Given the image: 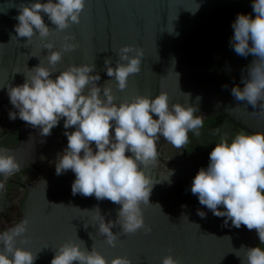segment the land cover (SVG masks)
Returning <instances> with one entry per match:
<instances>
[{
	"label": "water",
	"instance_id": "obj_1",
	"mask_svg": "<svg viewBox=\"0 0 264 264\" xmlns=\"http://www.w3.org/2000/svg\"><path fill=\"white\" fill-rule=\"evenodd\" d=\"M32 2L0 0V104L10 103L9 88L23 84L28 70L40 60L48 64V49H43L44 42L38 35L27 46L26 37H15L19 23L17 5ZM253 3L254 0H86L79 24L48 37L55 39L53 50H62L67 33L78 44L75 50L63 53L52 78L73 63L94 62L93 74L98 72L101 77L98 84L110 82L117 103L131 101L141 94L154 98L160 92L169 95L170 104L186 103L183 93H190L193 105L197 104V96L202 97L199 112L207 117H220L249 133L264 131V114L259 104L253 108L236 101L231 94L233 87H243L241 78L247 76L254 59L251 54L241 57L233 51L232 25L241 13L255 18ZM42 16L47 26L55 27L47 15ZM126 44L142 49L144 55L141 71L130 75L128 87L120 91L115 79L107 76L105 61L111 58L115 67L118 51ZM46 137L41 136L38 127L25 122L19 129L18 144L12 149H0L14 155L22 166L17 173H24L38 161ZM157 147L159 159L148 171L159 183L152 189L150 203L142 206L145 224L151 232L140 229L135 234L121 235L115 247L108 245L98 231L96 209L109 222L117 219L122 205L97 200L94 195H73L75 173L68 170L57 175L55 170L26 197L18 223L25 217L29 220L27 241L17 238V246L37 252L34 264H51L54 248L77 236L89 251L95 244L109 261L116 256H128L133 264H162L163 257L172 254L181 264H242L246 248L254 247L257 231L244 225L236 228L231 221L225 224L226 217L213 215L191 193L193 179L200 168H207L210 153L191 154L187 145L175 149L163 136ZM7 180L0 190V215L9 208ZM219 207L224 210L222 205ZM198 210L204 211L206 217L199 216ZM112 231L120 232V226Z\"/></svg>",
	"mask_w": 264,
	"mask_h": 264
},
{
	"label": "clouds",
	"instance_id": "obj_2",
	"mask_svg": "<svg viewBox=\"0 0 264 264\" xmlns=\"http://www.w3.org/2000/svg\"><path fill=\"white\" fill-rule=\"evenodd\" d=\"M17 7L19 23L15 26V37H26L27 46L38 35L44 42L43 49H48L45 56L48 64L40 60L28 70L23 84L9 88L10 103L18 109V112H10L9 118L15 120L18 115L33 128L38 127L45 137L51 135L61 118H66V130L75 127V131L64 133L68 144L63 154H58L56 174L68 170L75 173L73 195H94L97 200L107 199L122 205L117 219L109 222L99 208L96 209L98 231L108 245L115 247L121 235L135 234L140 229L151 232L145 224L142 206L150 203L152 189L159 183L148 171L159 159L157 141L163 136L175 149H183L189 143L190 132L199 137L204 119L196 113H199L202 97L197 96V104L193 105L191 94L182 92L187 102L170 104L169 95L160 92L154 98L141 94L131 101L117 103L111 83L98 84L101 77L98 72L93 74L94 62L73 63L53 79L52 75L58 71L55 66L62 60L63 53L75 50L78 44L72 42L75 37L67 33L62 50H53L55 39L48 37L79 24L86 0H47L46 3L34 0ZM252 7L255 18L241 13L232 25L234 34L230 45L233 51L241 57L251 54L254 59L248 66L247 76L241 78L243 87H233L231 94L236 101L253 108L259 104L264 114V0H254ZM42 13L54 28L46 25ZM143 55L142 49L126 44L118 51L115 67L111 58L106 59L107 76L115 79L118 90H125L130 75L141 71ZM219 132L220 129H216V134ZM8 153L0 149V176L3 177L0 190L5 187L3 181L22 167L14 155ZM209 160L207 168H200L194 177L191 193L197 195L199 203L213 215L226 217L225 224L231 221L236 228L244 225L248 230L255 229L260 244L264 245V131L239 132L231 142L227 134L220 135ZM171 175L170 171L169 182ZM197 214L206 217L204 211L198 210ZM28 224L25 217L14 227L0 232V244H3L0 264H34L37 252L17 246V238L27 241ZM117 225L121 231L113 232ZM54 249L51 264H133L128 256H116L109 261L95 244L89 251L78 236ZM246 249L242 264H264V247ZM162 264L181 262L169 254L163 257Z\"/></svg>",
	"mask_w": 264,
	"mask_h": 264
},
{
	"label": "flooded vegetation",
	"instance_id": "obj_3",
	"mask_svg": "<svg viewBox=\"0 0 264 264\" xmlns=\"http://www.w3.org/2000/svg\"><path fill=\"white\" fill-rule=\"evenodd\" d=\"M16 111L11 103L0 104V146L12 149L18 144L19 129L25 123L19 116L15 120L9 118L10 112ZM196 115L203 116L205 120L207 117L204 113L199 112ZM61 118L58 126L52 129L51 135L47 136L43 142L38 161L32 167H30L24 173H16L7 180L6 192L7 199L9 201V208L6 210V214L0 215V232L6 231L10 227L17 224L23 212V204L28 196L30 190L37 185V183L50 176L52 172L56 170V162L58 160V154H63L67 148L68 139L64 134L65 131H75V127L70 129L64 128V120ZM216 129H220V132L216 134ZM239 132H245L244 130L234 126L224 119L212 128L208 136H195L190 135L189 143L187 144L188 150L191 154L199 152L210 153L219 142L220 135L227 134L229 142ZM95 149V145H92ZM264 245L260 244L259 237L255 238L254 247Z\"/></svg>",
	"mask_w": 264,
	"mask_h": 264
},
{
	"label": "trees",
	"instance_id": "obj_4",
	"mask_svg": "<svg viewBox=\"0 0 264 264\" xmlns=\"http://www.w3.org/2000/svg\"><path fill=\"white\" fill-rule=\"evenodd\" d=\"M222 118L220 117H210V118H206L204 120V125L203 127L200 129V136H208L212 130L213 127H215L220 121H221ZM194 135V133H189V137L190 135Z\"/></svg>",
	"mask_w": 264,
	"mask_h": 264
}]
</instances>
